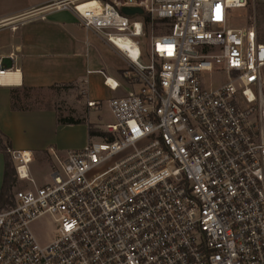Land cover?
Here are the masks:
<instances>
[{
    "label": "built area",
    "instance_id": "built-area-1",
    "mask_svg": "<svg viewBox=\"0 0 264 264\" xmlns=\"http://www.w3.org/2000/svg\"><path fill=\"white\" fill-rule=\"evenodd\" d=\"M250 3L264 0H52L24 14L72 10L127 58L131 88L108 99L102 135L52 153L49 182L32 152L9 149L23 186L0 211V264H264V42L255 16L234 25ZM44 216L57 235L42 245L30 225Z\"/></svg>",
    "mask_w": 264,
    "mask_h": 264
},
{
    "label": "crops",
    "instance_id": "crops-1",
    "mask_svg": "<svg viewBox=\"0 0 264 264\" xmlns=\"http://www.w3.org/2000/svg\"><path fill=\"white\" fill-rule=\"evenodd\" d=\"M51 1L0 0V69L20 75L17 85H0V131L11 142L10 150L30 151L34 157L46 153L55 162L53 152L64 157L68 150L88 143V124H59L58 101L13 109L12 91H50L58 89L54 86L73 85L83 88L86 103L99 101L102 109L108 107L109 98L126 95L131 86L124 77L129 68L127 58L82 27L72 10H54L45 19L23 18L26 12ZM79 125L85 126V132L75 141L69 132ZM4 167L0 151V190Z\"/></svg>",
    "mask_w": 264,
    "mask_h": 264
},
{
    "label": "rangeland",
    "instance_id": "rangeland-1",
    "mask_svg": "<svg viewBox=\"0 0 264 264\" xmlns=\"http://www.w3.org/2000/svg\"><path fill=\"white\" fill-rule=\"evenodd\" d=\"M237 20L235 21V26L238 27H246L251 24L254 16L257 19L258 26V37L261 42H264V3H250L247 8L235 10L234 11ZM160 30L153 31L151 28L147 30L148 37L147 39L142 38V45L145 48L148 46L149 37L152 34L159 33ZM214 81H209V77H205L206 83L212 82L215 83L214 86H217L220 78H213ZM16 95L19 97V106L26 107H40L45 104H52L54 101H58L56 103V109L59 110V113L63 116H76L75 111L78 113H82L85 116L90 113V120L93 122V126L96 128L98 126H104L107 123L113 121V116L107 106L102 108L101 110H90L87 107L86 99L84 97L83 88H74L73 85L66 87H59L57 90H45V91H28L21 90L17 91ZM45 99H47L45 101ZM82 124V123H80ZM86 124V123H83ZM85 126H75V128L71 129L69 132V136L71 139H75V141H79L81 135H84ZM82 133V134H80ZM51 153V150L49 151ZM11 155V152H10ZM12 164V156L10 157ZM53 159L46 153L36 155L31 164V172L35 180L39 183L49 182L51 179V168L53 165ZM15 168V166H14ZM17 179V177H16ZM23 186V183L20 181H16L15 186L13 187V192L16 189H19ZM31 231L37 241L42 245H45L55 239L57 235V229L54 220L50 216H44L39 218L31 223L30 225Z\"/></svg>",
    "mask_w": 264,
    "mask_h": 264
},
{
    "label": "trees",
    "instance_id": "trees-1",
    "mask_svg": "<svg viewBox=\"0 0 264 264\" xmlns=\"http://www.w3.org/2000/svg\"><path fill=\"white\" fill-rule=\"evenodd\" d=\"M69 85H63V87H66ZM61 87V86H60ZM54 88H59L55 87ZM17 91H12V108L13 109H28L26 106H19V97L16 95ZM58 112V123L59 124H80V123H86L89 127V136H96V135H102V132L95 128L89 121L87 115L85 116L82 113H78V111H75L76 116L70 115V116H63L59 113V110L56 109ZM9 149H11V142L9 139L4 136V134L0 131V151L4 154L5 157V167H4V179L2 188L0 190V211L9 205L12 204V198H13V187L16 184V170L14 168V165L11 161V155L9 152Z\"/></svg>",
    "mask_w": 264,
    "mask_h": 264
},
{
    "label": "bare ground",
    "instance_id": "bare-ground-1",
    "mask_svg": "<svg viewBox=\"0 0 264 264\" xmlns=\"http://www.w3.org/2000/svg\"><path fill=\"white\" fill-rule=\"evenodd\" d=\"M116 42L119 45V47H122L125 50L128 49L131 55H135L137 50L136 48L130 45L131 43L130 40L128 39L121 40V41L116 40ZM19 79H20V75L18 72L7 71V72L0 73V85L2 84L3 85H15L16 83L19 82Z\"/></svg>",
    "mask_w": 264,
    "mask_h": 264
},
{
    "label": "water",
    "instance_id": "water-1",
    "mask_svg": "<svg viewBox=\"0 0 264 264\" xmlns=\"http://www.w3.org/2000/svg\"><path fill=\"white\" fill-rule=\"evenodd\" d=\"M123 13L127 14V15H132V14H135V13H142V9H139V8H123L122 9Z\"/></svg>",
    "mask_w": 264,
    "mask_h": 264
}]
</instances>
